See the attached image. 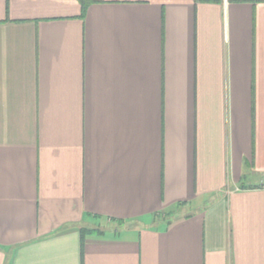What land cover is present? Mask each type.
<instances>
[{
    "label": "crops",
    "instance_id": "crops-1",
    "mask_svg": "<svg viewBox=\"0 0 264 264\" xmlns=\"http://www.w3.org/2000/svg\"><path fill=\"white\" fill-rule=\"evenodd\" d=\"M0 264H264V0H0Z\"/></svg>",
    "mask_w": 264,
    "mask_h": 264
},
{
    "label": "trees",
    "instance_id": "trees-1",
    "mask_svg": "<svg viewBox=\"0 0 264 264\" xmlns=\"http://www.w3.org/2000/svg\"><path fill=\"white\" fill-rule=\"evenodd\" d=\"M180 206V204H177L174 209H177ZM174 214V210H165L162 211L160 214L157 215V221L165 226L167 228L169 225H171ZM118 224H121V221H117ZM86 232H92V233H101V230H82L81 233L84 234Z\"/></svg>",
    "mask_w": 264,
    "mask_h": 264
}]
</instances>
